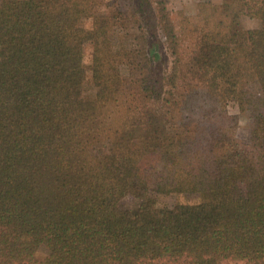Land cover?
<instances>
[{"label":"trees","instance_id":"16d2710c","mask_svg":"<svg viewBox=\"0 0 264 264\" xmlns=\"http://www.w3.org/2000/svg\"><path fill=\"white\" fill-rule=\"evenodd\" d=\"M263 192L264 0L0 5V264H264L262 228L210 242Z\"/></svg>","mask_w":264,"mask_h":264},{"label":"rangeland","instance_id":"374dc122","mask_svg":"<svg viewBox=\"0 0 264 264\" xmlns=\"http://www.w3.org/2000/svg\"><path fill=\"white\" fill-rule=\"evenodd\" d=\"M15 0H0V5H10ZM203 0H166L167 7L174 15L178 12H182L186 15H195L197 12V4ZM214 3H220L222 0H210ZM256 19H251L247 16L242 18V26L245 28L258 26ZM162 42V41H161ZM157 38H151L149 40L151 49L150 58L153 60L154 65L159 71H165L171 65V57L164 45ZM90 54L91 45L85 44L83 64L87 71V81L85 83V93L89 100H94L96 89L91 84L90 79ZM229 111L239 115V122L237 127V137L243 142H247L249 138L250 121L246 113L241 112L237 105L231 104ZM157 166L154 163H148L146 166L147 172L156 170ZM149 196L155 200L158 206H172L173 204L180 202H193L198 197L196 194H181L172 193L168 195L157 194L152 190L148 192ZM137 204V200L133 197H126L122 201V206L133 207ZM254 225L258 228L264 229V192L259 196L251 200L241 212L234 218L227 219L224 227L210 238L211 243H215L221 240L223 236L230 235L238 231L243 226ZM210 243V244H211ZM41 255V252L38 254Z\"/></svg>","mask_w":264,"mask_h":264}]
</instances>
